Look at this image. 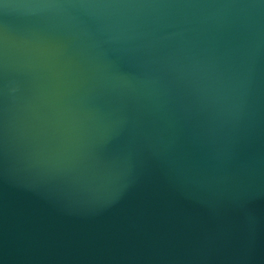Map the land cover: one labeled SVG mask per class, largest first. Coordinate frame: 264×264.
<instances>
[{"label":"water","instance_id":"95a60500","mask_svg":"<svg viewBox=\"0 0 264 264\" xmlns=\"http://www.w3.org/2000/svg\"><path fill=\"white\" fill-rule=\"evenodd\" d=\"M0 264H264V0H0Z\"/></svg>","mask_w":264,"mask_h":264}]
</instances>
